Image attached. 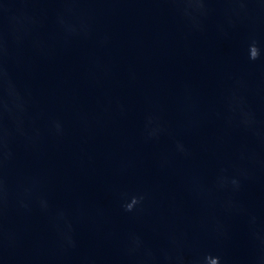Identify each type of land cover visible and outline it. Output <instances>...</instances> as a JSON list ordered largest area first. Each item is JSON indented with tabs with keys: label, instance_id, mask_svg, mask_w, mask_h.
Returning <instances> with one entry per match:
<instances>
[{
	"label": "water",
	"instance_id": "water-1",
	"mask_svg": "<svg viewBox=\"0 0 264 264\" xmlns=\"http://www.w3.org/2000/svg\"><path fill=\"white\" fill-rule=\"evenodd\" d=\"M215 258L264 264V0H0V264Z\"/></svg>",
	"mask_w": 264,
	"mask_h": 264
},
{
	"label": "clouds",
	"instance_id": "clouds-1",
	"mask_svg": "<svg viewBox=\"0 0 264 264\" xmlns=\"http://www.w3.org/2000/svg\"><path fill=\"white\" fill-rule=\"evenodd\" d=\"M259 55H260V52H259L258 47H257L255 44H253V45L251 46V48H250V58L253 59V60H255V59H257V58L259 57ZM136 202H137V201L134 199L133 202H132V204H129V205H128V209L131 210V208L133 207V205H134ZM210 259H212V257H209V258H208L209 261H210ZM217 262H218V264H219V259H218V258H215V259L213 260V264H217Z\"/></svg>",
	"mask_w": 264,
	"mask_h": 264
}]
</instances>
